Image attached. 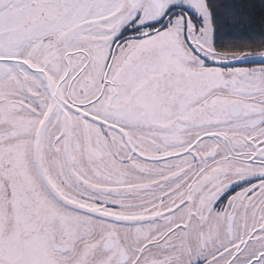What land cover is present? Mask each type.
I'll return each mask as SVG.
<instances>
[{
    "label": "snow or ice",
    "instance_id": "6c2138e0",
    "mask_svg": "<svg viewBox=\"0 0 264 264\" xmlns=\"http://www.w3.org/2000/svg\"><path fill=\"white\" fill-rule=\"evenodd\" d=\"M229 7L0 0V264H264V23Z\"/></svg>",
    "mask_w": 264,
    "mask_h": 264
},
{
    "label": "trees",
    "instance_id": "16d2710c",
    "mask_svg": "<svg viewBox=\"0 0 264 264\" xmlns=\"http://www.w3.org/2000/svg\"><path fill=\"white\" fill-rule=\"evenodd\" d=\"M217 3L221 5H229V9H227L228 11L239 5L242 9V12L240 13L242 20L240 23L242 25L244 22H249L251 24L249 28H244L243 26L240 28H232L231 30L236 35L251 31H259L257 24L264 23V18L261 16L262 3H264V0H217ZM252 5H255V7H252ZM220 11L223 13L226 10L221 9ZM249 14H251V16Z\"/></svg>",
    "mask_w": 264,
    "mask_h": 264
}]
</instances>
